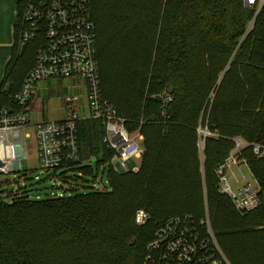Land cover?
<instances>
[{"label":"trees","instance_id":"obj_1","mask_svg":"<svg viewBox=\"0 0 264 264\" xmlns=\"http://www.w3.org/2000/svg\"><path fill=\"white\" fill-rule=\"evenodd\" d=\"M92 14L101 95L130 132L144 135L140 167L113 174L107 191L0 199V264H144L161 224L175 215L201 219L206 203L231 263L264 264V152L252 149L264 148V0H92ZM18 32L17 23L0 110L35 63L38 42L20 48ZM202 126L216 135L201 153ZM79 129L83 160L111 156L99 121H81ZM236 136L251 144L242 156L263 200L247 214L218 191L216 169ZM140 209L150 215L143 225ZM254 214L262 220L237 230Z\"/></svg>","mask_w":264,"mask_h":264},{"label":"built area","instance_id":"obj_2","mask_svg":"<svg viewBox=\"0 0 264 264\" xmlns=\"http://www.w3.org/2000/svg\"><path fill=\"white\" fill-rule=\"evenodd\" d=\"M255 2L247 0L248 5ZM18 25L20 48L30 41H37L38 48L34 66L25 76L20 90L8 94L10 104L0 110V173L22 171L21 161L33 153L34 147L41 168L51 171L49 179L58 188L51 197L73 195L81 189L78 184L84 181L85 174L79 124L84 120H96L103 127L102 142L111 156L105 161L102 156H95L99 164L95 182L101 177L98 191H107L110 189L105 185L108 170L109 183L113 174L137 171L139 165L131 169L128 164L133 158L141 160L145 147L138 143L144 140L141 131L130 132L126 118L102 98L92 0H24ZM45 80L66 81L67 91L60 96L64 116L33 122L32 104L43 110V98L36 95L38 83ZM164 98L166 102L172 100L170 95ZM200 134L206 137L212 133L200 129ZM233 141L229 156L216 169L218 191L231 200L238 212L247 214L260 207L263 200L258 181L242 156L243 150L251 144L241 136L234 137ZM252 147L255 155H263L264 148L260 144L254 143ZM100 163L108 167L102 169ZM241 165L248 166L257 186L246 181L245 175L239 177L234 172V167L241 168ZM89 168L94 175L92 163ZM24 196L32 199L26 189L14 187L7 192L8 198L4 201L12 202ZM149 218L144 210L137 212L139 225ZM144 264L230 263L216 241L208 215L196 219L191 214H183L170 217L155 230L146 247Z\"/></svg>","mask_w":264,"mask_h":264},{"label":"rangeland","instance_id":"obj_3","mask_svg":"<svg viewBox=\"0 0 264 264\" xmlns=\"http://www.w3.org/2000/svg\"><path fill=\"white\" fill-rule=\"evenodd\" d=\"M22 1L23 0H0V23L4 22V20L6 19V17H9L11 15V17L14 16L15 18V25L18 23L19 20V12H20V5H22ZM229 67V65H228ZM227 67V68H228ZM223 74H221L222 77ZM45 83L44 89L43 91L47 93L51 96L49 97L51 99V101L53 102V106L55 107V109H59V107L62 105L61 102V98L60 96H62L66 91L67 88L64 87V85H66V81L63 80H56V81H52L49 84ZM45 89H47L45 91ZM51 102V103H52ZM48 104V103H47ZM50 105V104H49ZM47 105V106H49ZM42 119V115L41 113H33L32 114V120L33 122H38ZM200 129H208L207 126H202L199 127V148L201 150V153L203 152V148L205 145V135L204 134H200ZM208 131H210L208 129ZM212 134L208 135V136H214L216 135V133H213L212 131H210ZM138 143L141 146L143 145L142 141L138 140ZM33 149V153L30 154L27 158L22 159L21 161V165H22V171L17 172V173H0V199H5L7 192H10L12 190V188H23L26 189L27 194H29L32 198V200H47L51 198V193L53 191H57L58 188H56V183L52 180L49 179L50 175H51V171H44L41 168L38 156H37V151L36 148H32ZM92 163V166L94 168L95 174L91 175V173L89 174H84V176L82 177L84 179L83 182H81L80 184H78L81 189L75 193H73V195H79L82 193H92L95 191H98V189H100L101 187V177H98L99 181L95 182V177L97 176V171H98V163L96 160V157L93 156L89 159H85L84 163H83V167L85 168H89V165ZM141 164V160H137L135 158L131 159L129 161V168H133L137 165L140 166ZM102 169H104L105 167H108V165H102L100 163ZM81 166V165H80ZM234 172L241 177L242 175L246 176V181H250L253 185L257 186V182L254 178L251 177V173L250 170L248 168L247 165H241V168L238 167H234ZM231 170H229V174H231ZM109 170L106 174L105 177V185L110 188L111 184L108 182V174ZM102 174V170L100 169V175ZM36 176H39V179L36 178ZM235 185V183H234ZM39 196V198H37ZM8 198V197H6ZM8 200V199H7ZM143 210V209H140ZM139 211V210H138ZM145 211V210H144ZM146 212V211H145ZM148 213V212H146ZM137 215V214H136ZM208 215L209 219H210V224L212 227V230L214 232L216 241L219 245V247L221 248L223 255L225 257V259L230 263L231 261L227 258L218 238L217 235L213 229L212 226V219L210 216V210H209V206L206 203L205 205V213L203 214V217H206ZM150 219V218H149ZM262 220V215H250L248 216V218H244V224H240L242 227H239L237 230H240L242 232H247L249 231L250 227H253V225L255 223H258ZM137 222V221H136ZM147 223V222H146ZM145 223V224H146ZM138 224V223H137ZM264 226V225H263ZM46 259V258H45Z\"/></svg>","mask_w":264,"mask_h":264},{"label":"crops","instance_id":"obj_4","mask_svg":"<svg viewBox=\"0 0 264 264\" xmlns=\"http://www.w3.org/2000/svg\"><path fill=\"white\" fill-rule=\"evenodd\" d=\"M14 24H15V18L14 16L11 17V15L9 17H6L4 22L0 23V81L4 77L7 63L11 59L14 50L13 48L15 41ZM52 81L55 80H45L38 83L37 85L36 96L43 98V103H42L43 110L41 111L40 109L37 108L36 105H34V103L32 104V108H33L32 114L41 113L42 119L45 120L61 119L64 116V112L61 109V106L59 107V109H55V107L52 105L53 102L49 98L51 96L47 93L46 91L47 89H45L46 93L43 91L45 83L49 84Z\"/></svg>","mask_w":264,"mask_h":264}]
</instances>
